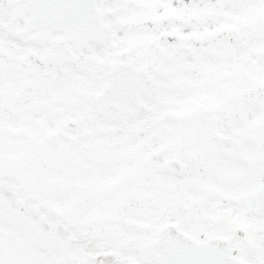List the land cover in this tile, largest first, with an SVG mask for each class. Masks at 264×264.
I'll return each mask as SVG.
<instances>
[{"label":"snow or ice","instance_id":"obj_1","mask_svg":"<svg viewBox=\"0 0 264 264\" xmlns=\"http://www.w3.org/2000/svg\"><path fill=\"white\" fill-rule=\"evenodd\" d=\"M0 264H264V0H0Z\"/></svg>","mask_w":264,"mask_h":264}]
</instances>
